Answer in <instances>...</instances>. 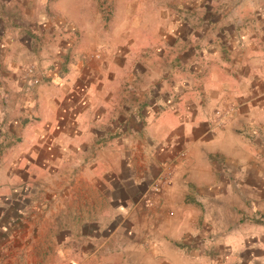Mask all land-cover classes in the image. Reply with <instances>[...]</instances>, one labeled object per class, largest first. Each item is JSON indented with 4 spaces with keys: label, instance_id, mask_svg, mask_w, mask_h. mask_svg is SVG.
I'll return each instance as SVG.
<instances>
[{
    "label": "crops",
    "instance_id": "1",
    "mask_svg": "<svg viewBox=\"0 0 264 264\" xmlns=\"http://www.w3.org/2000/svg\"><path fill=\"white\" fill-rule=\"evenodd\" d=\"M0 264H264V0H0Z\"/></svg>",
    "mask_w": 264,
    "mask_h": 264
},
{
    "label": "built area",
    "instance_id": "2",
    "mask_svg": "<svg viewBox=\"0 0 264 264\" xmlns=\"http://www.w3.org/2000/svg\"><path fill=\"white\" fill-rule=\"evenodd\" d=\"M170 176V170L162 171L160 174L155 176L150 183V190L153 193H158L162 190L164 184L167 182Z\"/></svg>",
    "mask_w": 264,
    "mask_h": 264
}]
</instances>
